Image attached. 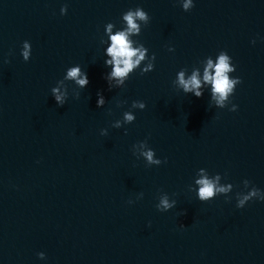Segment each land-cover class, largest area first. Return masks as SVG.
Listing matches in <instances>:
<instances>
[{"label": "water", "instance_id": "water-1", "mask_svg": "<svg viewBox=\"0 0 264 264\" xmlns=\"http://www.w3.org/2000/svg\"><path fill=\"white\" fill-rule=\"evenodd\" d=\"M180 3L0 0V264H264V202L238 209L235 200L244 180L264 190V0H193L189 12ZM137 6L150 21L135 39L155 54V69L109 91L104 26L119 28ZM221 50L242 81L230 98L236 112L210 107L206 88L196 98L172 85L182 68L202 77L204 59ZM74 65L89 84L74 99L68 83L57 107L50 89ZM132 101L145 109L111 128ZM145 139L166 164L133 156ZM201 168L227 174L230 202L201 203L188 190ZM161 193L177 202L166 213L155 207Z\"/></svg>", "mask_w": 264, "mask_h": 264}, {"label": "clouds", "instance_id": "clouds-1", "mask_svg": "<svg viewBox=\"0 0 264 264\" xmlns=\"http://www.w3.org/2000/svg\"><path fill=\"white\" fill-rule=\"evenodd\" d=\"M180 6L184 12H189L193 7V0H181ZM67 5L60 8V15L67 14ZM150 21L148 13L137 6L134 9H128L121 16L120 26L114 23H107L104 26V36L106 40L101 43L106 46L103 49L104 66L109 69L104 79L107 81L108 90L123 89L130 76L139 71L140 75H147L155 69V54L149 55V50L140 40L142 26H147ZM255 44V41H252ZM169 52L174 49L169 47ZM32 55V46L29 41H24L21 45L20 56L25 63L29 62ZM4 63H8L5 59ZM203 74L201 77V68H194L190 76L186 78L185 70L180 69L172 81L173 87L182 91L185 95H193L201 98L207 89L209 94V106L218 109L228 108L231 112L237 111V105L231 102V97L235 94V90L241 79L232 74L236 72V66L231 56L221 50L213 58L208 56L202 64ZM231 74V75H230ZM68 83L74 85L72 96L79 99L80 90H83L89 84L88 75L79 65L70 66L66 69L61 80H58L54 87L50 89L51 97L57 107H64L69 99ZM214 102V103H213ZM126 103V101L124 102ZM106 104L105 97L102 93H97L96 107L103 108ZM229 105H231L229 107ZM122 106L121 104L117 105ZM146 105L143 101H132L127 111H124L121 119H117L111 123L110 127L121 129L135 122V111H143ZM111 112H109V115ZM125 134L127 131L125 130ZM101 136L108 135V129L100 130ZM132 154L137 160H143L146 167H159L167 163V159L161 160L156 157L155 151L149 146L147 139L132 145ZM222 179H227V174L222 177L220 174H210L206 169H199L193 177V182L189 185V191L195 194L196 199L201 203H208L217 197L223 195L226 202H230L229 194L233 192L234 185L232 183H222ZM243 190L236 192V207L243 209L249 202L253 200L264 202V190L250 186V181L244 180ZM143 193L137 196L141 199ZM156 210L160 213H166L176 207V200L170 199L167 193H161L158 196ZM129 204L134 201L129 200ZM185 214V213H183ZM150 227V224H149ZM183 227V225H181ZM37 258L46 260L45 253H37Z\"/></svg>", "mask_w": 264, "mask_h": 264}]
</instances>
